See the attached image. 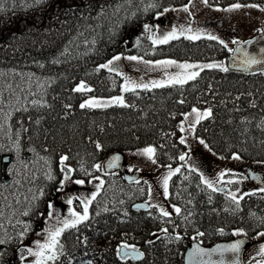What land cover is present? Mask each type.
I'll return each instance as SVG.
<instances>
[{
    "label": "trees",
    "instance_id": "1",
    "mask_svg": "<svg viewBox=\"0 0 264 264\" xmlns=\"http://www.w3.org/2000/svg\"><path fill=\"white\" fill-rule=\"evenodd\" d=\"M189 2L0 0V264H25L21 243L37 230L65 174L84 182L100 176L99 189L88 216L60 234L53 259L41 264H183L190 241L210 246L236 233L251 240L264 233V191L233 197L208 187L183 160L180 130L186 113L207 110L194 136L212 155L264 163V72L215 66L231 50L212 38L156 43L134 36ZM205 3L264 6V0ZM118 53L205 66L182 83L126 89L123 77L106 68ZM88 97L121 102L84 106ZM148 147L171 172L166 200L173 214L133 210L147 199L146 185L126 182L119 172L100 174L109 155ZM122 245L142 259H121Z\"/></svg>",
    "mask_w": 264,
    "mask_h": 264
},
{
    "label": "rangeland",
    "instance_id": "2",
    "mask_svg": "<svg viewBox=\"0 0 264 264\" xmlns=\"http://www.w3.org/2000/svg\"><path fill=\"white\" fill-rule=\"evenodd\" d=\"M264 6L233 5L226 8H208L205 0H190L180 8H171L158 15L154 21L146 23L134 36L148 35L153 42L161 43L176 37L192 40L212 38L224 43L232 51L237 43L248 40L262 31ZM205 65L176 62L162 59L145 61L134 55L118 53L111 57L106 68L123 77L124 88L161 86L182 83L191 79ZM225 66V62L221 65ZM81 85L77 87L80 89ZM121 102L120 97L100 99L88 97L84 106L101 107ZM208 115L207 110L193 109L180 121L181 140L187 146L183 160L195 169L202 181L210 188L224 187L227 194L239 197L244 193L264 191L250 181L244 168L254 169L256 165L264 172V163L245 162L233 156L221 160L206 149L204 143L194 136L197 122ZM122 166L125 173L138 174L135 181L147 187V199L151 206L165 215L175 212L167 203V185L170 171L159 167L154 160L151 147L123 153ZM104 173L102 165L100 174ZM99 174V175H100ZM100 176L89 181H78L68 175L63 176L61 186L55 190L47 204L45 217L37 230L21 243L23 262L41 264L53 259L56 242L60 234L88 216L91 200L100 185ZM235 236H241L236 233ZM253 245L244 252L245 264H257L264 256V233L254 237Z\"/></svg>",
    "mask_w": 264,
    "mask_h": 264
},
{
    "label": "water",
    "instance_id": "3",
    "mask_svg": "<svg viewBox=\"0 0 264 264\" xmlns=\"http://www.w3.org/2000/svg\"><path fill=\"white\" fill-rule=\"evenodd\" d=\"M262 31L256 36L237 43L229 55L225 58L226 69L243 75H257L264 72V17L261 22ZM9 156L3 158V163H9ZM122 153H113L103 162L102 167L105 173L115 171L122 172ZM250 168H244L247 177L259 186H262V174ZM126 182L135 181L138 174L123 173ZM146 202H137L132 205L133 210L148 209ZM252 244L246 236L235 237L226 241H219L210 246H205L198 241H191L187 244L183 254V264H244L243 255L246 249ZM119 257H129L132 261L138 262L142 259V253L129 249L126 246L119 247Z\"/></svg>",
    "mask_w": 264,
    "mask_h": 264
},
{
    "label": "flooded vegetation",
    "instance_id": "4",
    "mask_svg": "<svg viewBox=\"0 0 264 264\" xmlns=\"http://www.w3.org/2000/svg\"><path fill=\"white\" fill-rule=\"evenodd\" d=\"M260 166H261V165H260ZM256 167H258V165H256L254 169H252V168H250V169H252L253 171H256V170H255ZM259 169L261 170V168L259 167V168H258V171L261 172V174H262V184H263V185L260 186V187H264V172H263V171H260ZM256 172H257V171H256Z\"/></svg>",
    "mask_w": 264,
    "mask_h": 264
}]
</instances>
